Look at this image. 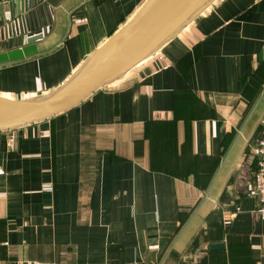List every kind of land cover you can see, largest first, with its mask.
I'll return each mask as SVG.
<instances>
[{
	"label": "crops",
	"instance_id": "obj_1",
	"mask_svg": "<svg viewBox=\"0 0 264 264\" xmlns=\"http://www.w3.org/2000/svg\"><path fill=\"white\" fill-rule=\"evenodd\" d=\"M31 1L0 0L2 96L54 93L146 0ZM263 133L264 0H214L72 110L0 132V264H264Z\"/></svg>",
	"mask_w": 264,
	"mask_h": 264
},
{
	"label": "water",
	"instance_id": "obj_2",
	"mask_svg": "<svg viewBox=\"0 0 264 264\" xmlns=\"http://www.w3.org/2000/svg\"><path fill=\"white\" fill-rule=\"evenodd\" d=\"M213 1L146 0L132 18L51 95L36 99L0 95V132L72 110L152 54ZM18 4L24 6V2ZM219 246L215 244L211 248Z\"/></svg>",
	"mask_w": 264,
	"mask_h": 264
},
{
	"label": "built area",
	"instance_id": "obj_3",
	"mask_svg": "<svg viewBox=\"0 0 264 264\" xmlns=\"http://www.w3.org/2000/svg\"><path fill=\"white\" fill-rule=\"evenodd\" d=\"M19 2H24V6L22 7L23 12L29 11L32 9V1L31 0H18ZM256 153L258 156V168L254 173V183H253V191L255 195L258 197L259 206H258V214L260 218L264 219V133L257 141ZM46 190H53L52 186L45 187Z\"/></svg>",
	"mask_w": 264,
	"mask_h": 264
}]
</instances>
